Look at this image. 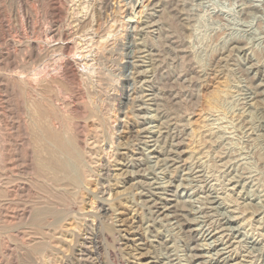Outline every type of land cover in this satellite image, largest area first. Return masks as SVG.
I'll list each match as a JSON object with an SVG mask.
<instances>
[{
	"label": "rangeland",
	"instance_id": "1",
	"mask_svg": "<svg viewBox=\"0 0 264 264\" xmlns=\"http://www.w3.org/2000/svg\"><path fill=\"white\" fill-rule=\"evenodd\" d=\"M106 1L0 0V264H79L95 199L103 264H264V0ZM56 137L97 176L37 224Z\"/></svg>",
	"mask_w": 264,
	"mask_h": 264
},
{
	"label": "bare ground",
	"instance_id": "2",
	"mask_svg": "<svg viewBox=\"0 0 264 264\" xmlns=\"http://www.w3.org/2000/svg\"><path fill=\"white\" fill-rule=\"evenodd\" d=\"M106 0H102L103 3H105ZM107 2V1H106ZM135 3V1H134ZM130 15L128 16V19L127 21L125 22V24H127V27L130 26L132 24V18H135V15H132L133 11H135V8H136V5H133L132 4V0L130 2ZM133 8V9H132ZM102 10V9H101ZM133 10V11H132ZM136 12V11H135ZM134 12V13H135ZM103 13V12H102ZM137 14V13H135ZM124 27V26H123ZM79 37V36H78ZM77 42V41H76ZM75 44V43H74ZM79 44V43H78ZM78 46V45H77ZM113 46V45H112ZM36 48V47H35ZM99 54V53H98ZM90 63V62H89ZM89 65V64H88ZM38 69V68H37ZM34 80V79H33ZM126 85V84H125ZM110 89V88H109ZM130 97V96H129ZM33 101V100H32ZM95 101V100H94ZM37 106V105H36ZM46 109V108H45ZM34 110V109H33ZM117 110V109H116ZM35 112V110H34ZM36 113V112H35ZM54 116V114H53ZM58 116V115H57ZM107 117V116H106ZM60 118V117H59ZM102 118V117H100ZM116 118V117H115ZM103 119L105 120L106 118L103 117ZM114 121V120H113ZM111 122V121H110ZM115 122V121H114ZM117 121L114 123L116 125ZM90 124V123H89ZM50 125V124H49ZM113 125V122L112 124ZM96 126H99L98 124ZM46 128V127H45ZM82 128V127H81ZM97 130V129H96ZM117 128L115 126H113L112 128V131H116ZM111 131V130H109ZM81 132V131H80ZM117 132V131H116ZM132 133V132H131ZM111 134V133H110ZM116 133H113L109 139V141H107L106 139L104 140L105 142V146H107V148H104L103 149V152L105 153V151H108V149H110V151L112 152L113 148H115V144L117 141H115V137L117 135H115ZM129 134V133H128ZM49 135V134H48ZM63 136V135H62ZM79 136V135H78ZM102 136V135H101ZM80 137V136H79ZM38 138V137H37ZM40 138V137H39ZM57 138V137H56ZM64 138V137H63ZM62 138V139H63ZM106 138V137H105ZM108 138V137H107ZM52 139V138H51ZM62 139H60L59 137L56 139L57 140V145H58V148L60 149V151H62L63 153L65 154H68V155H71L73 159H75V162L77 165L76 166V172L73 173V171H71L69 169V166L66 164V163H62V162H58L57 160L55 159H51L49 162H47V164H43V168H42V174L44 175H53V178L55 180V182L53 184H57V186L60 188L57 192V195H56V203H57V206L56 207H52V208H45L44 210L40 209V211L36 212L35 216H34V221L35 223L37 224H41L48 216H52L53 218L55 217V219H60V223H61V220L64 221L65 220V216H67L66 214H64V212L66 211V209H68L70 206H72L74 203H76L75 200H77L75 197L81 193V191H83V188L84 186L88 187L90 185V180L94 177V175H96L97 173V169L94 168V167H91L89 169H92L91 171L88 170L87 167H90L91 165H93V160H97V157L99 156V148H98V143L99 141L96 139L94 140V142L92 144H90L88 146V150L83 154V155H76L77 154V151L75 152V149L73 148V146L70 144H66ZM66 139V137H65ZM90 139V138H89ZM88 141H91L89 140ZM41 140V139H40ZM66 141V140H65ZM93 141V139H92ZM76 142V141H75ZM81 142V141H80ZM79 142V143H80ZM75 144V143H73ZM83 144V143H82ZM82 144H81V147H82ZM84 145V144H83ZM121 145V144H120ZM36 146V145H35ZM76 147V146H75ZM137 147V146H136ZM41 148V147H40ZM43 148V147H42ZM79 150V148H78ZM59 151V153H60ZM31 155V154H30ZM45 155V153H44ZM107 157L109 156L110 159L111 157L113 158V156H110L112 155V153H110L109 151L106 153ZM128 155V154H127ZM82 156V157H81ZM51 157V156H50ZM63 157V156H61ZM66 158V157H65ZM129 158V157H128ZM35 159V158H34ZM127 159V157L125 158ZM117 160V159H116ZM140 161V160H139ZM102 162V161H101ZM104 162V161H103ZM102 162V163H103ZM95 163V162H94ZM105 163H106V159H105ZM124 163V162H123ZM96 164V163H95ZM34 165V164H33ZM32 165V166H33ZM105 165V164H103ZM108 165V164H107ZM106 165V166H107ZM120 165H125L128 167V164H120ZM106 166H104V168H106ZM34 167V166H33ZM103 167V166H102ZM109 168V166H108ZM100 169V168H99ZM102 169V168H101ZM120 169V168H119ZM121 169L123 170V168L121 167ZM104 172V170H102ZM129 171V170H128ZM127 171V172H128ZM101 172V171H100ZM110 173V169L107 171L106 170V173ZM126 172V173H127ZM130 172V171H129ZM125 173V174H126ZM122 174V173H121ZM120 174V175H121ZM124 174V173H123ZM122 174V176H123ZM129 174V173H128ZM108 175V174H106ZM110 175V174H109ZM131 175V174H130ZM133 175V174H132ZM97 176V175H96ZM109 178V177H108ZM107 183V182H106ZM131 184V182L129 183ZM17 187V186H16ZM26 187V186H25ZM107 187V186H106ZM130 187V186H128ZM111 192V191H110ZM109 194V193H108ZM93 199V198H92ZM145 199H149V198H145ZM145 201V200H144ZM147 201V200H146ZM150 201V200H148ZM147 201V202H148ZM155 202V201H154ZM153 202V203H154ZM152 203V204H153ZM157 204V203H156ZM55 205V204H54ZM91 206V211L93 212V217L91 219H93V223L97 222L98 224V221H99V230L98 232L96 233H91V237L88 238L87 236V241L85 239V242H83L79 248V253H80V257H79V264H103L102 262L105 261V258L103 259L102 255H101V248L103 245L100 241L102 239H108L109 238V235L107 234V232H104L100 226L102 225V222H101V214L102 212H104L106 209H105V206H104V202H100L99 200L95 199V201L92 202V204L90 205ZM62 208V209H61ZM71 208V207H70ZM89 209V208H88ZM174 209V208H173ZM177 209V207H175V210ZM155 210V209H154ZM32 212V211H31ZM35 212V211H34ZM33 212V213H34ZM68 212V211H67ZM179 212V211H178ZM31 214V213H30ZM29 214V216H30ZM64 216V218H61V216ZM172 215V213H171ZM176 215V213H175ZM92 216V215H90ZM89 216V217H90ZM174 217V216H173ZM176 217V216H175ZM150 218V217H149ZM87 219V218H86ZM106 219V218H104ZM67 221V220H66ZM57 222V221H55ZM59 222H58V225H59ZM53 223V222H52ZM51 223V224H52ZM84 223V222H83ZM92 223V222H90ZM90 223L87 225V227L90 225ZM92 223V224H93ZM57 224V223H56ZM49 225V224H48ZM53 225V224H52ZM55 225V224H54ZM70 225V224H69ZM84 226V225H82ZM66 227V226H65ZM73 227V226H72ZM80 227V226H79ZM91 228V227H90ZM94 228V227H93ZM86 229L84 228V231ZM89 230V229H88ZM95 230V229H94ZM97 230V229H96ZM93 231V230H92ZM48 232V231H47ZM110 232V231H109ZM114 233V232H113ZM73 234V233H72ZM84 234V233H83ZM117 236V235H116ZM39 238V237H37ZM56 238V237H55ZM76 238V237H75ZM117 238V237H116ZM57 239V238H56ZM101 239V240H100ZM26 240V239H25ZM84 240V239H83ZM104 241V240H103ZM102 241V242H103ZM66 242V241H65ZM61 243V242H60ZM59 243V244H60ZM34 244V243H32ZM47 244V243H46ZM53 245L55 244L54 242L52 243ZM51 244V245H52ZM80 244V243H79ZM89 244H91V246H89ZM52 247H56V245H54ZM40 247V246H39ZM42 247V246H41ZM40 247V248H41ZM196 247V246H195ZM45 248V247H44ZM36 249H39L36 247ZM52 249V248H51ZM103 249V248H102ZM32 250V249H31ZM54 250V249H53ZM60 251V250H59ZM55 252V250H54ZM62 252V251H60ZM66 254V253H65ZM69 255V254H68ZM115 255V254H113ZM57 256V255H56ZM67 256V255H65ZM64 256V257H65ZM57 258V257H56ZM63 258V257H62ZM107 258V257H106ZM116 258V257H115ZM64 259V258H63ZM119 259V258H118ZM35 260V259H34ZM54 260V259H53ZM63 261V260H61ZM97 261V262H96ZM56 262V261H55ZM52 263V262H51ZM203 263V262H202ZM77 264V263H76Z\"/></svg>",
	"mask_w": 264,
	"mask_h": 264
}]
</instances>
